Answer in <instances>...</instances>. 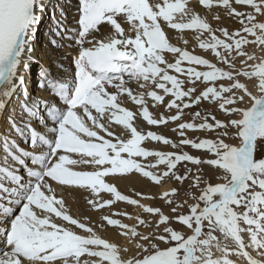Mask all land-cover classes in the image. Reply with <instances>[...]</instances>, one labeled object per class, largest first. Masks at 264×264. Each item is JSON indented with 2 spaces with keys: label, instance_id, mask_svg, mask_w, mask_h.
Here are the masks:
<instances>
[{
  "label": "snow or ice",
  "instance_id": "obj_1",
  "mask_svg": "<svg viewBox=\"0 0 264 264\" xmlns=\"http://www.w3.org/2000/svg\"><path fill=\"white\" fill-rule=\"evenodd\" d=\"M199 5L205 14L189 0H0V264H264V56L247 50L264 51V0ZM46 15L50 44L68 52L41 68L39 96L30 77ZM225 18L239 27L221 26ZM187 31L215 62L189 50ZM138 119L174 125L179 139ZM134 174L179 185L158 197L169 213L105 179ZM68 190L89 193L91 210L124 202L142 214L113 211L93 224L71 213ZM106 227L123 243L101 235Z\"/></svg>",
  "mask_w": 264,
  "mask_h": 264
},
{
  "label": "bare ground",
  "instance_id": "obj_2",
  "mask_svg": "<svg viewBox=\"0 0 264 264\" xmlns=\"http://www.w3.org/2000/svg\"><path fill=\"white\" fill-rule=\"evenodd\" d=\"M70 2L71 4L74 5L75 0H70ZM190 4L191 2L189 0V7H190ZM191 8L194 11L199 12L202 15L205 14V11H206L199 5V2L191 5ZM65 10L68 14V23L69 24L74 23V17L76 16L74 7L67 6ZM213 12H216V10H213ZM220 14H221V11H220ZM208 19L213 23V26H216V21L213 20L211 15L208 16ZM228 23L229 24L227 25V27H229L230 29H234L235 26L239 27L238 24L235 23L233 20H230ZM48 24H49V16L46 15L44 18V22L40 26V30H39L37 41H36V51L34 53L35 58L40 63L33 67L32 74L30 77V89L33 91L34 94H37L39 96L47 95L46 92L40 91L38 88V81H39L38 74L41 71V68L43 67V65L51 66L54 61H59L60 58L63 57L68 52V49L66 47L56 48L50 44L48 37L45 35ZM168 34L172 38L173 43H176L178 46H181V47L184 46L182 40L179 39L181 34L175 32L174 30H168ZM183 36L184 38L190 41L189 45L187 46L190 50L195 48V51L197 52L196 54L205 55V53L197 47V41L195 40V36L191 31L185 32ZM59 42L65 45L68 43V41L66 40L59 41ZM260 54L261 56H264V51H262ZM168 58L171 59V56H169ZM68 62H70V58ZM125 106L133 111L136 110V107L130 101L126 100ZM152 111L157 115H159V113L161 112H165L163 108L152 109ZM193 111H195V109H193ZM165 114L167 115L168 113L165 112ZM189 118L190 117L185 116L186 120ZM136 123L139 127L143 128L144 130H157L159 133L164 134L165 136L169 138L177 137V135L171 131V128L174 125L170 124L168 126H163V127L160 126L159 128H156L152 126H147L146 122L142 121V119H138ZM115 130L117 132L121 131L119 126H117ZM201 134L202 133H190L189 135L192 138H195L196 136H200ZM160 145L161 143L154 142V143L149 144L148 147L155 149V150H169V146H166V148L164 149V148H161ZM105 179H106V182L113 183L118 188V190L121 191L122 194H126V195H129L130 197L137 198V199L140 198L135 195L137 192L143 193V194L146 193V194H150L152 196L157 197V195L159 196L162 191L170 190L171 188V184L169 183H166L163 187L156 186L152 184L151 182H149L146 178L140 177L138 174L129 175L126 177H108ZM59 191L60 190L58 189V192ZM63 195H64V198L68 206L70 207L71 213L74 216L79 217V218H83L87 216L90 218V221L93 224L99 223L100 217L102 215L110 214L113 211H128L133 216L137 214H141V210L135 208V206H126V205L120 206V203L122 202H117L115 205H113L111 209H105L101 211L91 210L90 207L86 205V197L89 196V193L87 192L68 190V191L63 192ZM101 197L104 199H108L111 197V194L101 193ZM141 202L144 204H148L147 201L145 202L142 200ZM131 221L133 222H130V224L136 223L135 219H131ZM100 234L110 240H115L117 242L123 243L120 240L119 236L116 234V231L111 227H106L105 229L100 230ZM133 251L135 250L133 249Z\"/></svg>",
  "mask_w": 264,
  "mask_h": 264
},
{
  "label": "rangeland",
  "instance_id": "obj_3",
  "mask_svg": "<svg viewBox=\"0 0 264 264\" xmlns=\"http://www.w3.org/2000/svg\"><path fill=\"white\" fill-rule=\"evenodd\" d=\"M190 2H191V4H190V8H191V5H193V4H196V3H198L199 1L198 0H190ZM213 10H216V11H221V15H225L224 14V12L222 11V10H217V9H213ZM226 20H222V22H221V26H227L229 23V21L231 20V19H229V18H225ZM239 26V25H238ZM215 27V26H214ZM234 28H237V26H235ZM190 50V49H189ZM247 50L250 52V53H254V54H256L258 57L259 56H261V52H262V50L259 48V47H257V46H248V48H247ZM197 53V52H196ZM208 54L207 53H205V56H207ZM207 58H209V59H211V60H213L214 62H215V58L214 57H212V56H210V55H208L207 56ZM236 63H237V66L239 67L240 65H239V60H237L236 61ZM42 65V64H41ZM44 66V65H43ZM220 66H223V65H220ZM242 81L243 82H246V83H248L249 84V87L250 88H252L253 90H255L254 89V84H253V82H248L247 80H245V79H243L242 78ZM200 108L201 109H204V108H206V109H208L209 111H212V112H214L215 114H217L218 116H219V113L218 112H216V110H215V108H213V106H211V105H209V104H207V103H204V104H202L201 106H200ZM163 127V126H162ZM155 131H157V130H155ZM211 135H213L212 133H202L199 137L200 138H205L206 136H211ZM172 139H174V140H178L179 139V137L177 136V137H174V138H172ZM161 146V148H166V146H164V145H160ZM169 150H173V149H171L170 148V146H169ZM185 150H188V151H190L192 154H194V155H198L199 153H197L195 150H192V149H190V148H186ZM190 167H192L191 165H189ZM180 170L181 171H183L184 169H183V167H181L180 168ZM211 174V170L210 169H205V176H208V175H210ZM213 183H215V182H218V181H216L215 179H213V181H212ZM169 184H171V188L172 187H174V186H176V187H179V185H176V184H173L171 181H169L168 182ZM187 185H188V182H186V184H185V188H187ZM170 188V189H171ZM191 191H193V192H196V194H198V191L196 190V189H191ZM145 194V196H152V195H150V194H146V193H144ZM159 196L157 195V199H155V200H149V199H141V201L143 200V201H147L148 202V204H151V205H153V206H160V207H162L163 208V210L166 212V213H169V208H168V206L167 205H165V203L162 201V200H158L159 198H158ZM133 198V197H132ZM184 198H186L185 197V195H184V190L182 189L181 190V195L178 197V199H184ZM138 199H140V198H138ZM158 200V201H157ZM189 202L191 203L192 201L191 200H189ZM163 203V204H162ZM121 205H123V206H129V205H127L126 203H124V202H122V203H120V206ZM164 205V206H163ZM119 206V207H120ZM142 214V213H141ZM124 222L125 223H128V224H130V222H133V221H131L130 219H124ZM141 231H144V229H141Z\"/></svg>",
  "mask_w": 264,
  "mask_h": 264
}]
</instances>
